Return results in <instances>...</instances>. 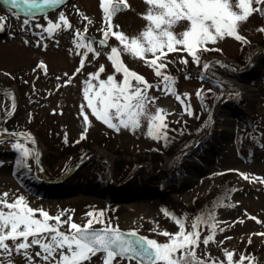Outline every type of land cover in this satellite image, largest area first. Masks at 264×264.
Listing matches in <instances>:
<instances>
[{"label": "rangeland", "instance_id": "obj_1", "mask_svg": "<svg viewBox=\"0 0 264 264\" xmlns=\"http://www.w3.org/2000/svg\"><path fill=\"white\" fill-rule=\"evenodd\" d=\"M127 3L129 10L111 21L118 26L112 30L135 37L149 23L143 18L149 5L145 0H127ZM54 5L57 7L48 8ZM54 5L39 10L0 0V16L5 17L0 31V193L8 192L9 202L14 196L23 195L34 209L42 208L52 216L63 211L62 220L71 215L72 220L81 225L89 219L86 213L93 212L103 221L93 227L107 225L136 230L159 243L169 241V237L161 235L163 231H179L175 218L185 219L186 229L191 230V223L203 214L206 222L200 225L201 243L196 251L207 264L226 262L225 249L234 250L233 264L240 260V254H251L258 264H264V237L253 235L264 233V183L254 179L264 177V62L257 72L251 73L242 67L253 59L264 60V32L260 31L264 28V13L254 12L240 25L239 33L248 43L234 37L209 43V48L219 50L202 53V64L210 63L207 70L193 62L186 51L169 53L164 58L167 67L161 71L175 78L176 95H173L164 90L162 76H157L144 59L123 52V46L115 37H109L107 48L98 44L92 46L82 39L84 32L103 36L107 25L101 0H61ZM252 6L257 7L255 3ZM61 13L71 27L62 24L49 34L46 31L49 22L59 23ZM26 19L28 24H24ZM188 26L189 22L181 21L174 31L182 32ZM78 44H90L94 51L77 47ZM110 47L121 49L123 64L153 85L147 90L150 99L146 110L149 113L157 108L166 110L167 130H173L169 141L184 143L186 146L181 151L161 156L168 139L164 142L151 138L148 120L144 117L135 130L121 126L120 131H116L98 120L87 107L84 89L89 85L86 81L93 85L88 96L95 99L99 80H106L108 75H114L116 82L123 80L122 74L115 73L109 59ZM146 56L152 58L151 54ZM182 58H187L188 62L182 63ZM101 66L105 71L98 77L89 75L97 73ZM209 84L220 98L206 116L197 92ZM241 85L255 89L256 97L247 101ZM152 97L157 99L153 101ZM110 114L112 122L118 124L120 118L115 116V109H111ZM84 115L88 116L87 124ZM227 121L233 123V130L223 147L212 153L210 168L200 169L193 180L186 181V166L200 163L209 144L216 137H223L221 129ZM85 128L86 138L81 139ZM17 133L25 135L17 136ZM17 142L32 150L29 157L23 158L26 166L14 163L17 155L22 158V153L13 148ZM121 155L128 169H119L117 160ZM82 160L85 162L76 168ZM224 172L232 173L228 179L234 190L223 203L207 204L205 200L216 189ZM69 173L77 175L80 189L55 191L57 186L64 185L60 183L51 185L52 194L42 192L49 193L46 176L60 181ZM240 173L249 174V179H244ZM130 175L128 198L104 197L88 189L89 186H116ZM36 182H41L40 186H36ZM149 182L155 189H145ZM107 201L113 204L110 208L104 205ZM208 213L214 214V221L207 217ZM240 220L243 223L238 222ZM213 222L217 223L214 241L204 245L202 240L212 234ZM221 228L224 231H220ZM40 250L39 246L29 249L33 256ZM8 259L13 264H28L23 255L15 252L11 257L0 256L5 264ZM34 264L46 262L35 257ZM92 264H101V261L93 258ZM120 264L139 263L123 260ZM244 264L249 261L246 259Z\"/></svg>", "mask_w": 264, "mask_h": 264}, {"label": "snow or ice", "instance_id": "obj_2", "mask_svg": "<svg viewBox=\"0 0 264 264\" xmlns=\"http://www.w3.org/2000/svg\"><path fill=\"white\" fill-rule=\"evenodd\" d=\"M7 2L15 6L25 4L39 7L40 4H59L61 0H40L39 4L37 0H7ZM145 3L149 5V9L146 14H143V18L149 23L138 36L128 37L122 31H113V27L118 28V26L111 23L113 17L122 8L129 7L127 0H101L107 26L103 32L104 38L99 43L107 45L109 37H115L123 46V52L144 59L146 64L153 67L155 74L162 76L161 83L164 85V90L173 95H176L173 91L175 78L161 71L167 67L164 58L169 53L186 51L193 62L200 66L203 52L219 50L209 48L207 46L209 43L215 44L225 37H234L238 41L248 43L246 37L239 33L240 25L246 22L254 12L264 13V7H260L264 5V0H145ZM254 3L257 5L255 8L252 6ZM59 20V23L49 22L46 29L49 34L60 29L62 24L71 27L63 13L60 14ZM4 21L5 17L0 16V31L4 28ZM181 21L189 22V26L177 33L174 28ZM28 23L26 19L24 24ZM260 31L264 32V28ZM77 47H86L89 52L94 51L90 44H78ZM95 54L98 56L99 52ZM146 54H151L152 58L149 59ZM109 59L113 62L115 73L122 74L123 80L116 82L114 75H108L106 80H99V90L95 93V99L89 98L88 92L93 85L90 81H86L89 87L84 89V94L88 101L87 107L91 109L92 114L116 131H120L121 126L135 130L140 127V118L144 117L149 124L148 135L153 139L167 140L166 110L157 108L154 113L146 110V102L150 99L147 96V90L153 85L148 83L142 75L123 64L121 49L118 47H110ZM181 62L186 64L187 58H182ZM209 67L210 63L203 62V70ZM104 71V67L101 66L97 73L89 75L98 77L99 73ZM133 80L136 81L135 84L132 83ZM197 95L200 96L201 92L198 91ZM155 99L157 98H151L153 101ZM177 99H180L178 95ZM12 107L15 108L14 103ZM111 109H115V116L120 118L118 124L112 122ZM84 120L87 124V115H84ZM86 132L87 128L81 134V139L86 138ZM16 135L25 134L17 133ZM27 136L30 138V134ZM13 148L22 153V158L17 161V164L24 165L23 158L30 156L32 150L19 142L15 143ZM240 175L244 179H249L247 173H240ZM254 179L264 183V177H254ZM8 198V192L0 193V256L11 257L15 252L23 255L28 264H34L35 257H39L46 264H92L93 258H98L101 264H113V262L120 264L123 260L134 259H139L141 262L147 261L148 264H207V260L201 258L196 251L201 243L200 225L206 222L203 214L197 216L191 223V230L186 229L185 219L175 218L179 231L176 233L163 231L161 235L169 237V241L159 243L148 237L129 239V236L137 235L136 230H130L126 234L118 226L107 225L96 229L93 225L103 221L93 212L86 213L89 219L86 224L81 225L75 223L71 215L66 220H62L63 211L52 216L49 211L42 208L34 209L23 195L14 196L11 202ZM100 216H103V212ZM207 217L215 220L213 213H208ZM251 218L256 219V217ZM49 221H55V223H49ZM238 222L243 223L242 220ZM64 225L67 227L65 228ZM210 227L212 234L203 238L204 245L214 241L217 223L213 222ZM220 231L224 229L221 228ZM253 235L264 237V233H253ZM30 237L31 240H29ZM225 239H231V237ZM9 240L12 242L11 245L7 243ZM35 246H39L41 250L35 252L33 256L29 249ZM224 251L226 262H220V264H233L234 250L225 249ZM246 259L249 264H258L251 254L248 256L240 254V260L236 264H244ZM0 264H5V261H0ZM6 264H13V261L8 259Z\"/></svg>", "mask_w": 264, "mask_h": 264}, {"label": "bare ground", "instance_id": "obj_3", "mask_svg": "<svg viewBox=\"0 0 264 264\" xmlns=\"http://www.w3.org/2000/svg\"><path fill=\"white\" fill-rule=\"evenodd\" d=\"M264 60L257 58L253 59L251 63L248 66L243 67L245 70H248L249 72H257L260 69V66L263 64ZM241 88L244 89L245 92V98L247 101H250L253 97H256L257 91L251 87H248L246 85H241ZM220 104L216 108V112L219 111ZM218 109V110H217ZM223 137H216L207 147L206 151L204 154L201 156L200 163H194L186 166L185 173H184V179L186 181L193 180L197 172L201 170H206L210 168V164L213 160V152L218 151L221 147L224 145V141L228 136L230 135L231 131L233 130V123L230 121H227L224 125V127L221 129ZM105 154H108L107 152H104ZM76 174L69 173L64 180V185L57 186L55 191H71L75 189H80L81 186L78 184V181L76 180ZM151 182H149L148 185H146L145 189H155V187ZM38 186V183L36 184ZM131 186V181H125L124 183L120 185H113L109 184L107 186H98L97 188H93L92 186H89L88 189H93L94 192L97 194H103L104 196H109V195H118L123 198H128L130 196L129 188ZM48 191L53 192L51 189V185L48 186ZM152 192V190H151Z\"/></svg>", "mask_w": 264, "mask_h": 264}, {"label": "trees", "instance_id": "obj_4", "mask_svg": "<svg viewBox=\"0 0 264 264\" xmlns=\"http://www.w3.org/2000/svg\"><path fill=\"white\" fill-rule=\"evenodd\" d=\"M252 55H254V52H252ZM202 91H201V95L199 96L200 105H201V108H202L203 112L206 113V116H207L208 114H211L212 108H213L214 104L220 98V94L218 92H215L214 89L212 88V86L210 84L207 85L204 88V90L202 89ZM166 131H167V136L168 137L170 136V134H173V130L168 131L166 129ZM172 138H174V137H172ZM169 139L170 138H168L167 142H165L166 140H164V142H165V148H164L163 152L161 153V156L164 153L167 154V155H173L177 151H181L186 146V145H184V143H183V145H179V143L175 142L174 140L169 141ZM196 142H197V140L194 142V144ZM85 154L86 153H83V155H85ZM17 157H18V160L21 159V156L17 155ZM120 158L121 159L117 160V164H119L118 165L119 169L120 168L128 169V167L126 166V163L127 162L126 161L124 162L125 157L121 155ZM23 171H25L24 168H23ZM231 175H232L231 172H224L223 174H221L222 177L220 179L219 184L216 186V189L208 197V199L205 200V202L207 204L212 203V204H214L216 206L218 203L219 204L220 203H223L224 201H226L230 197L232 191L234 190L233 184L231 185V183H230V181L228 179V178L231 177ZM111 204L112 203H110V202L107 201V202H105L104 205L107 206L108 208H110L111 207Z\"/></svg>", "mask_w": 264, "mask_h": 264}, {"label": "water", "instance_id": "obj_5", "mask_svg": "<svg viewBox=\"0 0 264 264\" xmlns=\"http://www.w3.org/2000/svg\"><path fill=\"white\" fill-rule=\"evenodd\" d=\"M128 5H129V4H128ZM128 8H129V7H127V8H122V10H121L120 12L127 11ZM120 12H119V13H120ZM119 13H118V14H119ZM118 14H116V15L113 17V19H114ZM85 37H88L92 43H95V42H98V43H99V42L103 39V37H100V36H98L97 34H85ZM99 44H100V43H99ZM100 45H101V46H104V47H108V46L110 45L109 40L107 41V45H102V44H100ZM213 117H215V113L213 114ZM94 228H96V229H100V228H103V227H94ZM120 230L124 231L126 234L129 232V231L124 230V229H120ZM139 237H146V236H144L143 234L137 232V235H136V236H129L128 238H129V239H133V240H135V239H138ZM134 260H136V261H137L138 263H140V264H148L147 261H143V262H141L139 259H134Z\"/></svg>", "mask_w": 264, "mask_h": 264}]
</instances>
